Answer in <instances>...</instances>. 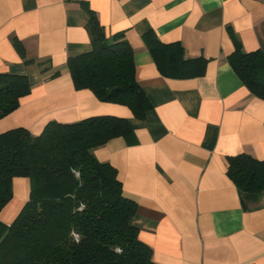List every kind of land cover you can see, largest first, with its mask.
Segmentation results:
<instances>
[{
  "label": "crops",
  "instance_id": "obj_1",
  "mask_svg": "<svg viewBox=\"0 0 264 264\" xmlns=\"http://www.w3.org/2000/svg\"><path fill=\"white\" fill-rule=\"evenodd\" d=\"M82 2L106 36L125 32L136 81L152 105L143 119L74 87L67 59L89 50L94 35ZM146 34L179 42L186 58L204 56V73L161 74ZM235 41L244 51H264V0H0V72L26 74L30 83L0 118V132L22 126L38 134L49 121L125 117L133 140L114 137L93 153L135 200L132 223L153 261L264 264V191L242 195L226 173L229 155L264 159V98L229 64ZM29 191L28 177L12 178L2 222H12Z\"/></svg>",
  "mask_w": 264,
  "mask_h": 264
},
{
  "label": "trees",
  "instance_id": "obj_2",
  "mask_svg": "<svg viewBox=\"0 0 264 264\" xmlns=\"http://www.w3.org/2000/svg\"><path fill=\"white\" fill-rule=\"evenodd\" d=\"M81 6L94 35L89 50L67 59L74 87L125 105L143 119L152 105L136 81L125 32L106 36L95 12L85 2ZM147 37L164 76L204 73V56L186 58L179 42ZM13 44L23 53L17 39ZM228 62L248 89L264 98V51H244L235 41ZM29 91L26 74L0 72V118ZM118 136L132 141L134 132L127 118L116 115L49 121L39 134L22 126L0 132V210L12 196V178L30 180L28 199L18 214L10 224L0 220V264H156L132 223L135 200L124 195L116 169L93 153ZM226 173L242 195L264 191V159L229 155Z\"/></svg>",
  "mask_w": 264,
  "mask_h": 264
},
{
  "label": "rangeland",
  "instance_id": "obj_3",
  "mask_svg": "<svg viewBox=\"0 0 264 264\" xmlns=\"http://www.w3.org/2000/svg\"><path fill=\"white\" fill-rule=\"evenodd\" d=\"M41 131H42V130H41ZM41 131H40V132H41ZM40 132H39V133H40ZM39 133H38V134H39Z\"/></svg>",
  "mask_w": 264,
  "mask_h": 264
}]
</instances>
